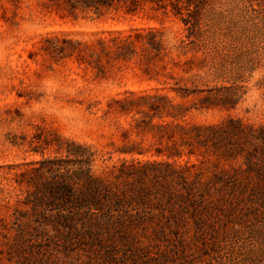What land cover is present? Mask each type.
Returning a JSON list of instances; mask_svg holds the SVG:
<instances>
[{
	"label": "rangeland",
	"instance_id": "rangeland-1",
	"mask_svg": "<svg viewBox=\"0 0 264 264\" xmlns=\"http://www.w3.org/2000/svg\"><path fill=\"white\" fill-rule=\"evenodd\" d=\"M44 2L0 0V264H264V0H214L195 44Z\"/></svg>",
	"mask_w": 264,
	"mask_h": 264
},
{
	"label": "trees",
	"instance_id": "trees-1",
	"mask_svg": "<svg viewBox=\"0 0 264 264\" xmlns=\"http://www.w3.org/2000/svg\"><path fill=\"white\" fill-rule=\"evenodd\" d=\"M214 0H46V2L41 5L45 8L55 7L56 9H61L62 7H67L72 12L75 11H90L94 14L101 15L104 11L115 10L117 8H122L125 10L127 14H134L137 12L142 6H149L151 9L156 11H162L164 13H172L175 16H178L180 20L185 25V30L187 31L186 39L190 41V43L195 44V40L201 39L203 35L208 32L207 27L202 26V19L205 15V11L211 6ZM149 38L153 39L151 33H134L128 35L118 34L117 37L113 38L110 41H114L119 43L118 47H126L132 41L141 42L142 40ZM104 42V41H101ZM161 44L157 42H152L149 44L150 50L154 52L161 51ZM48 164H59L58 161H45ZM42 164H44L42 162ZM52 173H60V168L57 166L53 170ZM68 171H66V175H68ZM69 205H73L72 202H68ZM107 204H104L107 209V218L109 220L111 217V213L116 211L118 205L122 202H112L108 201ZM74 213L77 214L80 218L86 219L87 212L96 215V213H92L93 210L98 211V206H93L92 204L77 202L73 206ZM86 209V211H83ZM86 221V220H83ZM130 264H135V262H131ZM138 264V263H136ZM142 264H164L161 259L147 256L146 262Z\"/></svg>",
	"mask_w": 264,
	"mask_h": 264
}]
</instances>
